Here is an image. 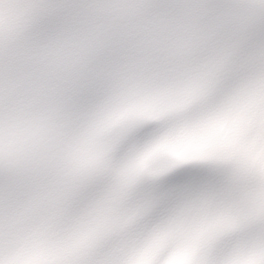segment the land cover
Masks as SVG:
<instances>
[{"label": "snow or ice", "instance_id": "1", "mask_svg": "<svg viewBox=\"0 0 264 264\" xmlns=\"http://www.w3.org/2000/svg\"><path fill=\"white\" fill-rule=\"evenodd\" d=\"M0 264H264V0H0Z\"/></svg>", "mask_w": 264, "mask_h": 264}]
</instances>
